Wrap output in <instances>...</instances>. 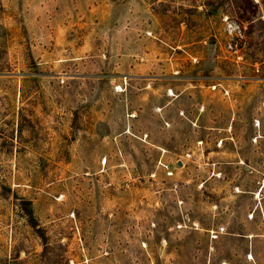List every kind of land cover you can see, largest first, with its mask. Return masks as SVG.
<instances>
[{
  "label": "rangeland",
  "instance_id": "rangeland-1",
  "mask_svg": "<svg viewBox=\"0 0 264 264\" xmlns=\"http://www.w3.org/2000/svg\"><path fill=\"white\" fill-rule=\"evenodd\" d=\"M0 264H264V0H0Z\"/></svg>",
  "mask_w": 264,
  "mask_h": 264
},
{
  "label": "built area",
  "instance_id": "built-area-1",
  "mask_svg": "<svg viewBox=\"0 0 264 264\" xmlns=\"http://www.w3.org/2000/svg\"><path fill=\"white\" fill-rule=\"evenodd\" d=\"M161 166H162L163 171L165 172L167 178L174 177L175 168H173L172 166L165 164V163H161Z\"/></svg>",
  "mask_w": 264,
  "mask_h": 264
}]
</instances>
